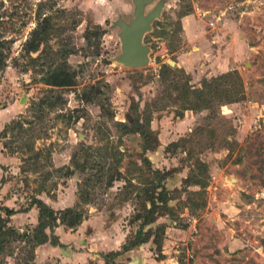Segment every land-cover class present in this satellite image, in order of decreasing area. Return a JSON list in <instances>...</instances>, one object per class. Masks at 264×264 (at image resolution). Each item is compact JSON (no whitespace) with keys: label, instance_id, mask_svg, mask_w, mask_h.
<instances>
[{"label":"rangeland","instance_id":"1","mask_svg":"<svg viewBox=\"0 0 264 264\" xmlns=\"http://www.w3.org/2000/svg\"><path fill=\"white\" fill-rule=\"evenodd\" d=\"M157 1L148 3L145 11ZM133 9L132 0H0V39L7 40L0 45L6 55L0 63V130L15 119L28 120L29 123H23L30 128L21 133L18 127H13L0 138V149L4 152L1 160L6 163L0 167L4 177L0 180V202L11 197L13 208L23 209L30 196L38 194L48 203L60 199L62 204L73 201L75 192L78 200L70 206L84 209L86 217L103 210L102 217L98 214L93 218L100 228H107L113 237L116 235L117 249H121V243L132 238L141 224V219L135 216L146 195L155 191L152 178L156 174L143 162L148 157L152 169H169L170 173L163 180L170 195L169 205L164 208L165 213L156 214V223L164 225L161 252L150 238L118 255L116 264H161L159 258L164 256L168 263L177 260L179 264H193L195 255L190 254L193 241L178 228H187L189 214L202 212L211 196L208 187L221 168L239 178L240 187L232 186L238 193L237 204L243 208V217L248 219L245 212L250 213V223L256 228L249 227L245 220L243 226L257 239L227 256L221 254L214 241L203 245L201 242L196 250L212 248L216 253L212 257L215 264H264V0H163L160 16L143 37V43L149 45L148 63L135 68L115 58L121 51L120 26L116 21L118 18L129 21ZM187 10L202 17L201 29L205 30L204 39L210 51L225 48L229 40L240 43L231 55L235 58L234 67L228 70L238 71L244 95L231 107L221 106L229 102L220 105L222 98L213 96L210 108L197 111L195 119L188 118L191 129L185 125L186 119L185 128L176 130L177 121L183 116L181 105L186 101L184 87L203 79L192 77L177 63L179 53L196 49L190 42L186 44L185 32L178 27L181 13ZM44 14L50 15L52 31L47 44L40 46L43 51L31 53L38 56L30 63L22 43ZM95 24L101 25L102 33L96 32ZM87 27L91 28L89 39L84 38ZM62 47L72 50L67 61L77 71V82L71 87L50 88L40 77L51 58L61 60L60 52L56 51ZM46 94H59L63 102L53 108L45 106L38 116L32 106ZM83 94L93 98L85 100ZM194 98L188 94V99ZM132 118L147 121L153 132L150 138L156 141L154 148L144 150L139 132L125 133L116 124L129 123ZM172 141L177 143L170 144ZM87 144L91 147L86 150ZM38 148H42L38 157H32ZM112 149L118 153L117 157ZM85 152L90 153L88 167L77 171L79 180L75 187L73 175L63 174L64 166L72 165V154L81 161ZM25 156L31 157L22 159ZM201 162L207 168L208 185L204 194H197L183 178L198 171ZM115 169L120 170L122 177L106 185ZM90 173L91 185H82L89 191L90 199L85 201L84 194L78 191V182ZM98 173L101 178L95 177ZM43 186L45 189L38 190ZM229 196L227 192L225 197ZM202 199L206 202L203 207H188ZM1 213L5 216L3 209ZM15 223L10 216L7 225L14 226L18 233L4 243L0 264H77L54 256L37 263L30 247L36 241L20 237L21 232H33L37 219L20 227ZM81 223L75 228L63 225L64 230L79 234L66 238L69 251L90 247L84 235L91 229L86 226L81 231ZM260 231L262 237L257 234ZM199 239L205 241L204 234ZM93 257L85 264H98L99 257ZM100 264H106L104 259Z\"/></svg>","mask_w":264,"mask_h":264},{"label":"trees","instance_id":"2","mask_svg":"<svg viewBox=\"0 0 264 264\" xmlns=\"http://www.w3.org/2000/svg\"><path fill=\"white\" fill-rule=\"evenodd\" d=\"M187 13H189V10L181 13V16ZM52 27L53 25L51 23L50 15L44 14L40 17L35 27L31 29L29 36L22 43V49L28 57V62L33 63L36 61V57L38 55L33 56L31 54L32 52H35L38 49H41V51H43V47L41 48L40 46L45 43L47 44L49 35L51 34L50 32L52 31ZM178 27L182 28L180 23ZM94 28L97 30L96 32L98 34L102 33V27L100 24H95ZM90 30L91 28L89 27L85 29L84 38L89 39ZM6 41V39H0V45L4 44ZM56 52H60L61 60L57 61L56 59L51 58L50 65L45 69L44 73L40 77L41 82L50 86V88H64L74 86L77 82V71L75 70V68H72L67 61V56L70 52H72V50L70 48L62 47ZM5 56L6 55L4 51L0 49L1 64L4 62ZM227 83H229V85ZM240 83L241 82L238 71L236 69H231L218 73L212 78L203 77L202 81L200 82V86L186 85V87H184L183 89L186 101L181 105L182 111H180V115L183 114V111L185 109L199 111L202 109L210 108L213 102V96H220V98H222V101L219 102L220 105L223 103L235 102L242 99L244 91L243 88L239 87ZM189 93H191L195 97L192 101L188 99ZM82 96H84L83 98L85 100H91L93 98V96L89 94H83ZM58 102H63L59 94L56 96H54L53 94H46L43 95L36 103H34L35 106L32 107L35 108V111L39 112L38 116H41V112L43 111V108L45 106L53 108L58 104ZM23 122L29 123L28 120L21 121L16 119L6 123L0 130V138L2 136H6L8 130H12L13 127H18L21 133L29 131L30 128L25 127ZM116 124L125 133L139 132L142 135V145L144 150L154 148V144L156 143V141H154V137L152 139L150 138L153 135V132L149 128V125H147V121L143 122L138 118H132L130 119L129 123L119 121ZM176 143L177 141H172L170 144L175 145ZM90 147L91 145H85L86 150ZM29 148L32 149L33 146L30 145ZM41 150L42 148H38L37 150H35L32 157L37 158ZM85 153L86 154L81 161L77 158L76 154H72V165L64 166L65 170L63 171V174L65 176H71L74 174L75 170L83 171L88 167L87 163L89 162L88 157L90 153ZM112 154L113 156L117 157L116 154L118 153L114 149ZM30 157L31 156H25L22 157V159ZM143 162L146 163L147 167L156 174L155 177L152 178L155 191H150V193L146 195V199L143 203L142 209L139 210L135 216V219H141V224L135 230L133 237L128 239V241L121 243V249H111L100 253L106 264H116L115 259L118 255L148 241L150 238L155 243L158 252H161L160 246L162 241V234L164 232V225L161 223H156V214H161L160 212L165 213L164 208L169 205L170 195L167 189V185L163 180L170 173L169 169H152L151 160L148 157L143 158ZM206 172V165L201 162L198 164V171L190 172L185 178H183V180L188 184L198 186V189H193L194 193L204 194L205 188L208 185ZM95 177L101 178V175H99L98 173V175L96 174ZM121 177L122 176L120 175V170L115 169V172L111 175L110 181H108L106 185H110L113 180L120 179ZM1 179H4V177L2 176ZM90 180L91 173L90 176H86L83 180L78 182V191L81 195L84 194L82 197L85 201H89L90 199V197H88L89 191L86 188L84 189V186L82 187V185H91ZM43 189H45L44 186L38 188V190ZM146 190L148 189L146 188ZM205 203V200L202 199L201 201L189 204L188 207L190 209L195 206L203 207ZM33 204H35L38 208V223L34 227L32 233L28 231L20 233V237L26 238L27 241H48L52 245L63 246L64 244L59 240L58 235L54 231V227L58 224H63L66 227L75 228L86 217V212L81 207L73 205L54 209L42 198L36 195L30 196L29 204L23 209H15L12 207H8L7 205H0V209H3L5 213V216L0 215V252L2 250L1 244L7 242L8 237H17L18 230L14 226L7 225L11 214L19 210H27Z\"/></svg>","mask_w":264,"mask_h":264},{"label":"crops","instance_id":"3","mask_svg":"<svg viewBox=\"0 0 264 264\" xmlns=\"http://www.w3.org/2000/svg\"><path fill=\"white\" fill-rule=\"evenodd\" d=\"M203 19L200 16H197L195 12H189L181 17V24L182 29L185 32V41L186 44L190 42L191 47H196L195 50L189 52V50H185V52L179 53L177 57V63L183 67L187 72L191 73L192 77H208L217 75L223 71H226L234 65H232L235 61V58H232L231 55L233 50L237 46H239V42L233 43L229 40L225 48L220 49L219 51L212 52L210 51L209 47L206 44V40L204 39L207 35L205 34V30L201 29ZM234 46V48H233ZM236 46V47H235ZM207 54V55H206ZM197 83L196 85H199ZM235 102H229L228 104H224L221 106H234ZM7 108V107H6ZM3 110V109H1ZM202 111V110H200ZM199 111V112H200ZM2 112V111H1ZM224 113L225 111L222 110ZM197 116V111H193L191 109H185L182 119L177 121V129L176 130H183L185 125L187 128L188 124H190V119ZM186 121L185 125L184 122ZM240 132V131H239ZM4 152L0 149V167L3 168L6 163L1 160ZM78 170H75L72 178L74 180L73 186L76 187V183L79 180L78 178ZM3 176V171L0 169V180ZM228 179H232L236 182L229 183L227 182ZM239 178L234 176L231 173L225 172L223 169H219L216 173V179L212 181L210 184V193L211 196L209 200L202 210L200 214L190 215V223L187 225V228H178L182 234L186 237H191L192 243L194 248L190 253L192 256L195 255V261L193 264H215L212 257L216 256V253H213L212 248H201L196 250L202 242L211 244L212 241L216 242L219 245L220 252L223 256H227L229 252H233L236 249H239L246 245L247 243L251 244L254 239H257L256 235H252L250 229L244 228V220L245 223L252 228H256L252 223H250V218L252 217L248 211L245 214L248 215V219L243 217L242 207L237 204L238 197H237V190L234 189L232 186L236 185L240 187L239 183L237 182ZM1 183V181H0ZM68 183V181H67ZM232 184V185H231ZM235 186V187H236ZM193 189L198 188L197 185H192ZM228 188V191H227ZM223 189H226L225 192H222ZM242 189V188H240ZM1 190V189H0ZM229 192V197H225L226 193ZM72 195V200L76 202L77 196L75 192ZM40 198H44L42 195H38ZM69 200H71V197ZM44 200V199H43ZM62 200V199H61ZM252 200V199H251ZM13 201L11 197L6 198L4 201L0 202V205H7L8 207L13 208V204L11 205L10 202ZM73 201H66L65 203L60 204V199L56 200L53 199L51 203H48L55 209L63 208L66 206H70L73 204ZM16 204V202H13ZM57 204V205H56ZM252 205V202L250 204ZM103 210L100 211H93L94 215H90L82 220L81 225H79V229L82 231L89 226L91 231L87 235L86 240H89V248L88 250L82 249H67V239L68 237L72 236H79L77 232H71L69 230H64L63 224H58L55 226L56 234H59V240L64 244L63 246L59 245H52L48 241L44 242H32L30 247L32 246L33 250V260L38 262H42L47 258L59 257L60 260H71V262L77 264H85V261H88L89 258H94L93 255H97L99 257L98 264H100L103 257L97 252L98 250H102L105 252L106 250L117 249L118 245L115 243L116 235L113 237L112 234L108 233L107 228H100L99 223L96 222V218L94 219L93 216L100 215ZM188 213V210L186 211ZM244 214V215H245ZM0 215H3L2 213ZM98 215V216H99ZM103 215V214H101ZM100 215V216H101ZM38 216V209L35 207V204L31 205L27 210H19L13 214H11V218L16 222L15 226L20 227L24 224L35 222ZM247 216V215H246ZM102 217V216H101ZM84 228V229H83ZM78 229V230H79ZM169 228L167 229V232ZM194 234L192 235V233ZM262 231L258 232V236L262 237ZM204 234L205 241H201L199 238ZM81 236V235H80ZM81 237V238H85ZM80 238V237H77ZM94 239V240H93ZM84 241V239H83ZM204 242V243H203ZM119 244V242H118ZM143 246V245H142ZM141 246V247H142ZM2 250L4 252V244H1ZM94 249V250H93ZM69 251V252H68ZM165 253V252H164ZM206 255V256H205ZM220 255V256H222ZM173 258V257H171ZM95 259V258H94ZM161 261L160 263L163 264L166 262L167 264H178L177 260L174 263H168V258L163 257L159 258Z\"/></svg>","mask_w":264,"mask_h":264},{"label":"water","instance_id":"4","mask_svg":"<svg viewBox=\"0 0 264 264\" xmlns=\"http://www.w3.org/2000/svg\"><path fill=\"white\" fill-rule=\"evenodd\" d=\"M134 9L133 17L129 21L117 19L120 26L118 32L121 51L116 55V60L128 67L135 68L148 63L149 45L143 43L144 33L148 31L155 18L160 16L163 0H158L155 5L145 11V7L152 0H132ZM171 63H174L172 60ZM23 101V98H21Z\"/></svg>","mask_w":264,"mask_h":264}]
</instances>
